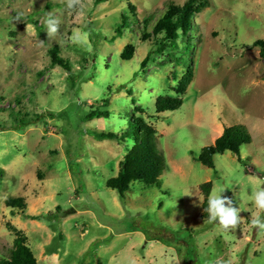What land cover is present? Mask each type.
Wrapping results in <instances>:
<instances>
[{"label": "rangeland", "instance_id": "rangeland-1", "mask_svg": "<svg viewBox=\"0 0 264 264\" xmlns=\"http://www.w3.org/2000/svg\"><path fill=\"white\" fill-rule=\"evenodd\" d=\"M183 1L81 0L69 9L67 0H0V258L11 225L36 264H264V231L251 223L253 194L264 189V59L252 45L264 40V0H207L187 33H152L167 2ZM49 15L60 21L53 38ZM126 44L134 52L121 59ZM53 45L67 70L50 64ZM187 66L181 105L156 113L155 98L176 96ZM89 109L107 116L83 120ZM136 117L155 128L164 168L157 186L130 181L119 197L106 180L138 147ZM234 124L250 136L239 159L224 150L201 164V147ZM90 131L127 136L97 140ZM205 181L208 202L223 188L239 209L236 229L210 222L208 211L200 217ZM16 196L25 208L10 215L4 200Z\"/></svg>", "mask_w": 264, "mask_h": 264}, {"label": "trees", "instance_id": "trees-1", "mask_svg": "<svg viewBox=\"0 0 264 264\" xmlns=\"http://www.w3.org/2000/svg\"><path fill=\"white\" fill-rule=\"evenodd\" d=\"M206 5L207 0H185L180 5L167 2L163 13L155 20L151 31L154 34L164 31L165 35L168 37L171 36V34H174L176 30L181 34H185L189 29L190 17L192 14L198 12ZM130 9L132 10L133 8L130 6ZM31 22L36 26V29L39 30L36 21L31 20ZM121 27L122 26L117 25L115 28V34L121 33ZM252 45L258 48L259 58L264 59V40L255 39L252 42ZM133 52L134 46L132 44H126L123 46L119 56L121 59H129ZM147 56L148 53H146L140 61V67L144 66ZM48 57L51 65H58L67 70L68 62L58 54V48L56 45H53L48 49ZM191 79L192 69L190 66H187L173 87V90L177 95L157 96L154 100L155 112L159 113L165 110L170 111L178 108L182 103V98L179 95L184 93ZM127 94H131V91L127 90ZM130 102L132 104L135 103V99L132 96L130 97ZM133 108L138 111L142 110L138 105H134ZM101 116H107V112L105 110L89 109L82 116V119L89 120L93 117ZM131 122L135 124L136 136L134 135V138L138 147L130 148L123 154L121 160L118 162V169L115 176L106 180V185L113 188L119 197H123V193L128 189L130 181L136 180L144 185L157 186L159 175L164 168V158L161 150L157 147L155 128L146 123L141 117H136ZM89 134L97 140H120L124 136H127L126 132L116 135L110 131H90ZM249 140L250 136L244 125H224L220 134L214 138L211 144L201 147L196 159L201 164L210 167L212 166L211 156L214 153H222L224 150L230 151L237 159H239V144L247 143ZM210 186V181H205L199 185V190L202 194V211L200 214V217L202 218H208L207 196ZM4 204L6 207L10 208V215L14 214L12 208H17L19 210L25 208V201L21 196L7 197L4 200ZM34 217L35 216L31 218ZM8 228L13 231L14 237L12 239L8 256L6 258H0V264H36L35 259L26 244V236L20 230L15 229V227L11 225H8Z\"/></svg>", "mask_w": 264, "mask_h": 264}, {"label": "clouds", "instance_id": "clouds-1", "mask_svg": "<svg viewBox=\"0 0 264 264\" xmlns=\"http://www.w3.org/2000/svg\"><path fill=\"white\" fill-rule=\"evenodd\" d=\"M81 0H67V7L69 9L75 8L76 5H80ZM60 21L58 19L49 18L46 20L47 34L50 38L55 37L59 29ZM73 41L76 43H83L84 40L80 34L76 33L73 36ZM225 189L220 188L215 190L209 198V207L207 209L209 213V220L219 221V224L224 230L236 229L240 224L239 209L232 206L231 200L227 197H223L219 193H223ZM254 203L258 209V213L252 219V226L260 231H264V220H261L259 212H264V189H259L254 192ZM226 204L228 206H226Z\"/></svg>", "mask_w": 264, "mask_h": 264}]
</instances>
